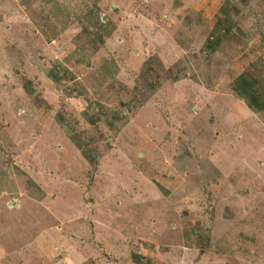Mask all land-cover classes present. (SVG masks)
I'll return each instance as SVG.
<instances>
[{
    "label": "rangeland",
    "instance_id": "374dc122",
    "mask_svg": "<svg viewBox=\"0 0 264 264\" xmlns=\"http://www.w3.org/2000/svg\"><path fill=\"white\" fill-rule=\"evenodd\" d=\"M263 67L264 0H0V264H264Z\"/></svg>",
    "mask_w": 264,
    "mask_h": 264
},
{
    "label": "crops",
    "instance_id": "0c3cea01",
    "mask_svg": "<svg viewBox=\"0 0 264 264\" xmlns=\"http://www.w3.org/2000/svg\"><path fill=\"white\" fill-rule=\"evenodd\" d=\"M242 81L241 86L235 88L238 95L237 99L246 101L245 108L248 113H259L264 110V85L263 87L258 85L256 79H244Z\"/></svg>",
    "mask_w": 264,
    "mask_h": 264
},
{
    "label": "trees",
    "instance_id": "16d2710c",
    "mask_svg": "<svg viewBox=\"0 0 264 264\" xmlns=\"http://www.w3.org/2000/svg\"><path fill=\"white\" fill-rule=\"evenodd\" d=\"M225 29H224V31H227V32H229V30H230V26H227V27H224ZM214 33V32H213ZM212 33V34H213ZM216 45H217V42H215V41H209V44H208V46L211 48V49H214V48H216ZM263 69H264V67H263ZM257 70V69H256ZM54 78H55V80H59V76L58 75H55L54 74V76H53ZM58 78V79H57ZM240 79V80H239ZM244 79H247V77L245 76V75H239L236 79H235V81H234V83H233V85H232V88H238V87H240L241 86V82H243L242 80H244ZM256 81H257V79H256ZM255 82V81H254ZM263 82V83H262ZM257 84H260V85H262L261 87H263V85H264V81H262V80H260V82L258 83V81H257ZM83 153L84 154H86V152H84L83 151Z\"/></svg>",
    "mask_w": 264,
    "mask_h": 264
},
{
    "label": "water",
    "instance_id": "95a60500",
    "mask_svg": "<svg viewBox=\"0 0 264 264\" xmlns=\"http://www.w3.org/2000/svg\"><path fill=\"white\" fill-rule=\"evenodd\" d=\"M114 9H116V8H114Z\"/></svg>",
    "mask_w": 264,
    "mask_h": 264
}]
</instances>
